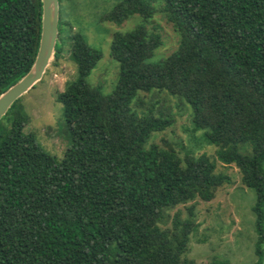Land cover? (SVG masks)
Returning <instances> with one entry per match:
<instances>
[{"label":"trees","instance_id":"1","mask_svg":"<svg viewBox=\"0 0 264 264\" xmlns=\"http://www.w3.org/2000/svg\"><path fill=\"white\" fill-rule=\"evenodd\" d=\"M156 0H120L102 21L153 18ZM179 37L165 59L144 23L116 32L119 64L112 94L86 79L102 54L80 33H65L60 14L54 58L69 40L75 78L56 97L69 140L61 159L33 133L21 98L0 120V264H195V200L210 202L228 180L206 156L181 159L171 145L148 146L174 124L168 111H137L141 93L166 92L189 106L194 131L217 148L253 189L256 254L264 243V0H158ZM61 0H59L60 4ZM41 0H0V95L32 68L41 34ZM65 26V25H64ZM65 137V138H66ZM211 264H230L214 260Z\"/></svg>","mask_w":264,"mask_h":264},{"label":"rangeland","instance_id":"2","mask_svg":"<svg viewBox=\"0 0 264 264\" xmlns=\"http://www.w3.org/2000/svg\"><path fill=\"white\" fill-rule=\"evenodd\" d=\"M120 0H61L60 17L65 33L82 34L87 44L101 52L102 58L87 77V83L98 87L104 95L112 94L118 81L119 64L110 55V44L114 33L128 32L144 23L149 32L161 37L162 45L149 60L157 63L171 53L179 44V37L172 25L160 12L163 4L156 0L153 4L156 13L153 18L144 21L134 15L120 25L102 21L114 5ZM61 57H52L40 82L21 97V104L29 117L24 128L25 133L36 135L41 147L57 159L63 157L69 140L60 128L63 123L62 106L56 97L67 82L75 78L76 67L69 58V40L60 42ZM144 101L139 113L153 114L168 111L174 124L162 133L151 136L148 146L157 145L166 148L171 145L177 155L183 159L186 155L195 158L206 156L216 166L215 174L222 175L228 181L219 187L210 202L195 200L186 206L168 211L172 217L180 211L182 218L187 215L186 208L193 207L196 231L190 237L187 258L195 264H211L214 260H226L230 264H256L258 235L255 229L253 206L256 195L253 189L241 183V175L234 166H224L216 157L217 148L206 143L203 132L194 131L189 106L166 92L153 91L139 94ZM66 137V138H65ZM260 264H264V243L261 245Z\"/></svg>","mask_w":264,"mask_h":264},{"label":"water","instance_id":"3","mask_svg":"<svg viewBox=\"0 0 264 264\" xmlns=\"http://www.w3.org/2000/svg\"><path fill=\"white\" fill-rule=\"evenodd\" d=\"M41 2V34L35 61L32 68L20 81L0 95V120L18 99L42 80L50 60L54 57L55 45L58 40L60 4L59 0H41Z\"/></svg>","mask_w":264,"mask_h":264}]
</instances>
